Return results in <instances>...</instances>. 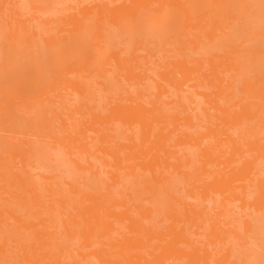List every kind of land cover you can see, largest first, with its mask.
Here are the masks:
<instances>
[{
    "label": "bare ground",
    "instance_id": "bare-ground-1",
    "mask_svg": "<svg viewBox=\"0 0 264 264\" xmlns=\"http://www.w3.org/2000/svg\"><path fill=\"white\" fill-rule=\"evenodd\" d=\"M262 0H0V260L264 262Z\"/></svg>",
    "mask_w": 264,
    "mask_h": 264
},
{
    "label": "snow or ice",
    "instance_id": "snow-or-ice-1",
    "mask_svg": "<svg viewBox=\"0 0 264 264\" xmlns=\"http://www.w3.org/2000/svg\"><path fill=\"white\" fill-rule=\"evenodd\" d=\"M262 7H264V0H262ZM262 240H264V233H262ZM0 264H22V262L4 259V260H0ZM262 264H264V262H262Z\"/></svg>",
    "mask_w": 264,
    "mask_h": 264
}]
</instances>
